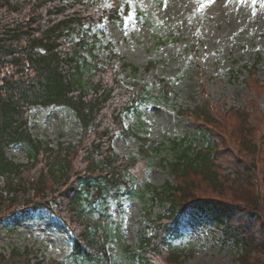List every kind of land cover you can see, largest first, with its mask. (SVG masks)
<instances>
[{
    "label": "trees",
    "instance_id": "16d2710c",
    "mask_svg": "<svg viewBox=\"0 0 264 264\" xmlns=\"http://www.w3.org/2000/svg\"><path fill=\"white\" fill-rule=\"evenodd\" d=\"M129 11L123 0H111L108 8L94 0H0V223L27 209L48 211L70 231L68 264H180L183 255L172 246L180 219L191 209H217L224 212L223 239L238 264H264V112L255 96L264 84L256 64L245 66L243 81L253 96L241 108L222 110L204 99L183 109L170 96L168 79L151 88L143 82L129 87L98 59L101 41L91 33L104 20L122 27ZM106 49L113 54L111 46ZM157 63L148 61L146 69ZM149 102L171 106L180 116L187 112L205 143L173 139L174 159L165 166L161 146L148 144L123 122L127 113L140 118L139 107ZM56 106L80 128L75 143L51 147L32 138L30 109ZM229 122H236L229 137H219L214 126L227 130ZM116 135H138L142 154L117 153ZM227 137L233 138L229 145ZM16 145L25 149L26 163L8 156ZM140 160L167 167L174 182L155 187L143 181L137 190L133 170ZM148 197L152 206L168 207L150 213L151 231L134 248L113 220L110 203L139 198L146 204ZM31 256L0 254V264H64Z\"/></svg>",
    "mask_w": 264,
    "mask_h": 264
},
{
    "label": "rangeland",
    "instance_id": "374dc122",
    "mask_svg": "<svg viewBox=\"0 0 264 264\" xmlns=\"http://www.w3.org/2000/svg\"><path fill=\"white\" fill-rule=\"evenodd\" d=\"M94 1L101 8L111 5V0ZM123 1L131 12L122 27L104 20L91 29L101 41L95 54L103 64L113 67L123 84L131 87L143 82L151 88L160 79H168L170 96L183 109H192L208 99L222 110L241 108L253 96L243 81L245 66L256 64V76L264 84V60L258 61V56L264 58V0L255 4L252 0ZM138 11L144 14L138 16ZM106 46H111L113 54ZM150 60L158 63L146 69ZM126 64L137 67V72ZM231 72H237V76ZM255 96L264 112V89ZM139 110L140 118L135 113L125 114L124 125L133 127L148 144L161 146L160 156L167 167L174 159L173 139L188 137L198 146L207 140L194 131V121L187 112L180 116L171 106L153 102L142 104ZM228 125L227 130L214 126L219 137H229L228 131L236 122ZM29 128L32 138L51 147L75 143L81 131L70 112L60 106L32 107ZM138 135L116 136L113 149L127 157L141 155ZM228 137L227 145L233 141ZM8 156L16 162H27L21 145L12 146ZM167 167H147L140 160L133 170L135 188L140 190L143 181L155 187L173 183L175 178ZM147 201L145 204L138 198L126 199L121 205L110 203L113 220L121 223L125 242L134 248L141 235L151 231L150 213L160 214L168 207L152 206L149 197ZM223 225L224 212L217 209L207 213L190 210L181 218L180 236L172 241L183 255L180 264H238L236 251L223 239ZM70 250V231L46 210L27 209L0 223V254L6 257L14 251L27 252L35 260L68 264Z\"/></svg>",
    "mask_w": 264,
    "mask_h": 264
},
{
    "label": "bare ground",
    "instance_id": "6f19581e",
    "mask_svg": "<svg viewBox=\"0 0 264 264\" xmlns=\"http://www.w3.org/2000/svg\"><path fill=\"white\" fill-rule=\"evenodd\" d=\"M191 210H193L195 213H200V210L197 209V208H195V209H191Z\"/></svg>",
    "mask_w": 264,
    "mask_h": 264
},
{
    "label": "snow or ice",
    "instance_id": "6c2138e0",
    "mask_svg": "<svg viewBox=\"0 0 264 264\" xmlns=\"http://www.w3.org/2000/svg\"><path fill=\"white\" fill-rule=\"evenodd\" d=\"M252 3L255 4L256 3V0H252ZM203 3H201V7H203Z\"/></svg>",
    "mask_w": 264,
    "mask_h": 264
}]
</instances>
